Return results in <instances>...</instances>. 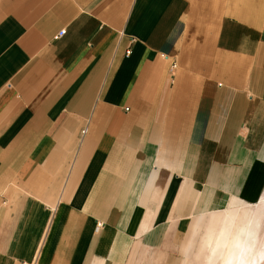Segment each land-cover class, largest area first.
Here are the masks:
<instances>
[{"label": "crops", "instance_id": "1", "mask_svg": "<svg viewBox=\"0 0 264 264\" xmlns=\"http://www.w3.org/2000/svg\"><path fill=\"white\" fill-rule=\"evenodd\" d=\"M263 196L264 0H0V264H201Z\"/></svg>", "mask_w": 264, "mask_h": 264}, {"label": "rangeland", "instance_id": "2", "mask_svg": "<svg viewBox=\"0 0 264 264\" xmlns=\"http://www.w3.org/2000/svg\"><path fill=\"white\" fill-rule=\"evenodd\" d=\"M260 202L257 204L259 206L255 208V211H256L255 217L258 222L256 234H257V239H258V246L260 248V252L256 257V264H264V204L260 205ZM246 206H243V207H246ZM245 210L246 208L237 209L231 212H228L229 210H226V211H223L217 214H212L210 216L208 215L209 217L207 216L206 221L204 223L202 222L199 225L198 232H197L199 233V236L196 235L194 237L195 238L194 244H193L194 246L193 248L189 250V253L187 255L188 258L192 259V261L202 260L201 264H210V263L211 264H222L223 263L222 259L218 258L219 254L217 255L213 253V249L216 247L217 243L222 242V240L225 241L229 236H230L229 238H232V240H234V236L235 238L237 237L240 238L243 236L241 228L245 225V219H244ZM212 216H218V217L211 218ZM193 229H194V226H193ZM238 229L241 232H239ZM210 232L213 233L211 243L209 246H204V243L208 239L205 234H207L208 236ZM236 232L237 234H235ZM204 239H206V241H204ZM202 241H203V244H202ZM200 250H202V252H200ZM220 252L222 251L220 250L217 251V253H220Z\"/></svg>", "mask_w": 264, "mask_h": 264}, {"label": "bare ground", "instance_id": "3", "mask_svg": "<svg viewBox=\"0 0 264 264\" xmlns=\"http://www.w3.org/2000/svg\"><path fill=\"white\" fill-rule=\"evenodd\" d=\"M262 204H264V200H261L260 205ZM257 206L259 205L257 204L256 206L247 205L246 207H244L246 208V210L244 212L245 225L241 228L243 235L242 237L239 238L236 235L237 238H235L234 236V240H232V238H229L230 237L229 236L225 241L222 240V242L217 243L214 249L212 248L214 254L217 255L219 254L218 258L222 259L223 261L222 264H256V257L260 252V248L258 246L257 234H256L258 222L255 217L256 216L255 208ZM235 234H237V232ZM205 235L208 239L207 241L206 239H204V241H206L204 243V246H209L211 243L213 233L210 232L208 236L207 234ZM219 250L222 252L217 253V251Z\"/></svg>", "mask_w": 264, "mask_h": 264}, {"label": "built area", "instance_id": "4", "mask_svg": "<svg viewBox=\"0 0 264 264\" xmlns=\"http://www.w3.org/2000/svg\"><path fill=\"white\" fill-rule=\"evenodd\" d=\"M63 33H64V30H63V29L60 30V31L57 33L56 38L61 37V36L63 35Z\"/></svg>", "mask_w": 264, "mask_h": 264}]
</instances>
